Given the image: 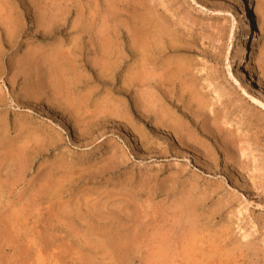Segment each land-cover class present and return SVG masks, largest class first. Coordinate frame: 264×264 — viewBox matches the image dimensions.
<instances>
[{
    "label": "rangeland",
    "instance_id": "374dc122",
    "mask_svg": "<svg viewBox=\"0 0 264 264\" xmlns=\"http://www.w3.org/2000/svg\"><path fill=\"white\" fill-rule=\"evenodd\" d=\"M263 6L0 0V264H264Z\"/></svg>",
    "mask_w": 264,
    "mask_h": 264
},
{
    "label": "bare ground",
    "instance_id": "6f19581e",
    "mask_svg": "<svg viewBox=\"0 0 264 264\" xmlns=\"http://www.w3.org/2000/svg\"><path fill=\"white\" fill-rule=\"evenodd\" d=\"M244 1H246V0H244ZM247 5H248L247 2L242 3L243 12H244L243 15L245 17L243 29L246 32H248V34H253V33H256V19L257 18L254 14H252L250 12ZM261 7H262V5H261ZM263 8H264V6H263ZM215 12H219V11H215ZM249 54H250V51H247L246 48H243L242 50H240L238 52V57H237L238 71H239L241 77L247 78V80L249 81L250 84L255 85V87L257 88L258 91H260L261 93H264V74H262V75L256 74V72L252 68H250V66L247 64L248 59H249ZM186 253H185V255H187ZM197 257L194 258L195 260H193V262L194 261L196 262L198 260ZM185 260H187V258ZM189 260L192 261L190 257L188 258V261ZM175 263H176V261H175ZM184 264H185V262H184ZM187 264H188V262H187ZM197 264H199V263H197Z\"/></svg>",
    "mask_w": 264,
    "mask_h": 264
}]
</instances>
